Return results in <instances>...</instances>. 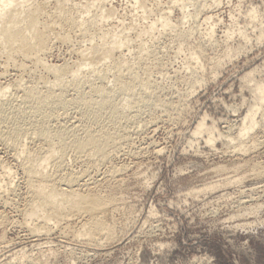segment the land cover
<instances>
[{
  "label": "rangeland",
  "instance_id": "374dc122",
  "mask_svg": "<svg viewBox=\"0 0 264 264\" xmlns=\"http://www.w3.org/2000/svg\"><path fill=\"white\" fill-rule=\"evenodd\" d=\"M182 1L191 14L201 9L202 5L205 9L200 10V16L180 21L181 11L177 5L172 4V0H71L70 3L78 6L77 9L68 3L67 8L73 7L71 9L76 17L82 16L87 21L98 22L94 25L96 28L101 26V30L114 28V31H123H120L118 39H123L125 43L127 41L128 46L113 58H118L122 53L124 61L133 64L141 57L143 62L136 67L135 76L138 81L150 80L159 89L156 101H160V106L153 109V120H150L147 111H142L134 124L126 126L127 131L125 128L124 132L129 141L126 140L118 147L114 156H111V163H93L89 175L84 174L85 179L88 178L92 184L89 187L101 195L103 193V196L113 194L111 187L119 185L115 192L118 205L115 203V208L110 211L111 216L108 214L111 217H108L109 221L119 226L118 231L112 241L103 240L101 244H88L83 238H73L71 231L80 227L76 221L67 228L62 224L58 230L49 232V235L42 233L39 240L32 241L27 229L21 227L23 223L20 212L25 206L26 201L23 200H27V195L24 190L25 180H22L24 178L18 169L19 162L13 154H17L21 147L17 146L12 151L9 146L0 144V168L2 166L1 169L5 171L11 169L12 173L8 181L1 170L0 176L3 177L0 179L4 181V186L13 182L10 185L14 187H9L15 193L7 197L5 204L0 202V213L3 212L1 215L8 222L0 226V264H264V175L261 178L251 172L254 167H264V107L257 112L256 117L257 121L261 120L262 126L255 127L248 136L259 141L256 149L241 153L237 141H230L237 137L239 122L254 102L244 77L255 72L254 78L264 81V0ZM53 2L49 0L47 5L51 13L56 11L53 6L56 3ZM85 7L90 8L89 15L84 12ZM105 9L113 12L108 20L105 18ZM252 10L256 12V19L250 17ZM206 14L212 16L213 20L209 23L203 21ZM160 17H168L171 24L176 25L175 29L167 28L164 32L157 25L149 30L147 27L156 23ZM43 19L48 20L45 17ZM210 25L214 26L212 44L207 43ZM55 30L59 38L52 40L51 51L43 56L48 66L81 65V56L88 54V48L111 42L109 38L103 39L100 36L88 41V35H83L80 30L69 33L65 39L67 42H62L60 36L64 35L63 32L59 28ZM181 30L190 33L184 43L174 35ZM227 32L230 33L229 38L226 37ZM199 48L201 56L198 54ZM193 52L200 56L198 61L192 59ZM215 59L220 60V65L213 68ZM4 60L5 57L0 55V65L3 67L0 66V85L13 87L10 86L5 99L15 97L20 101L22 88L34 85L33 88L44 91L43 84L53 82L51 74L33 65L31 61L17 57L16 62L10 63L12 65H6ZM109 63L103 61L100 65L102 70L98 66V73H95L104 76L103 83H107L108 88L113 86L112 74L115 72ZM19 64L24 65L22 69L17 68ZM88 69L85 67L84 72L89 73L91 70ZM190 73H194L193 76ZM88 76L92 79L87 77L89 81L94 83V78ZM16 83L18 87L22 85L21 88L17 87L18 91ZM189 85L194 89H190ZM87 88L85 85L84 89ZM73 95L69 89L67 97L72 98ZM200 123L204 124L205 129L214 126L221 134V137H216L213 147L205 144V132L202 136L194 135ZM26 140L27 143H24L29 150L43 144L34 136ZM67 158L66 167L69 172L79 174L85 169L82 162H75L70 156ZM111 167L126 172L122 171L118 177L116 175L117 178L111 177L107 171ZM218 168L221 172H215ZM224 178H234L239 182L222 187L220 182ZM101 180L102 183H99ZM96 183L98 187L95 189L97 185L93 184ZM82 188L80 192L86 190Z\"/></svg>",
  "mask_w": 264,
  "mask_h": 264
},
{
  "label": "bare ground",
  "instance_id": "6f19581e",
  "mask_svg": "<svg viewBox=\"0 0 264 264\" xmlns=\"http://www.w3.org/2000/svg\"><path fill=\"white\" fill-rule=\"evenodd\" d=\"M48 1L49 0H0V55L1 56L3 55V57H5L6 60L5 64L6 65L10 63L13 64V62L17 61L16 58L18 57L23 60H28L33 62L32 64L33 65L35 64V66L37 65L38 67L39 66L42 67L48 74H51L54 78L53 82L50 81V83L43 84L45 85L44 91L43 90L38 91L36 87L33 88L34 85L31 86L32 88L31 87L22 88V93H20L21 96L19 97L20 101H17L15 97L13 98L10 97V99H5V96L7 95L8 90L10 89V86L12 87V85L10 86L8 85L5 87H2L0 85V144L3 146H9L11 150L14 148H18L17 146L21 147L18 149V152L15 150L17 154L13 153L15 154L14 159H17L18 160L17 162H19L18 163L19 168L18 167L17 168L20 170V173L24 178L22 180H25L23 181L25 182L24 190L26 191V195H27V197H25L27 198V200H23L26 201V203H24L25 206L23 210L20 212L23 223L21 227L27 229L30 235L29 237L33 239L32 241H35L38 239V237H41L40 235L42 233H43L42 235H44L45 233H48L49 235V232L51 231L54 232L53 230L55 229L58 230L62 224H65L67 228L70 224L73 223V221H76L79 222L80 225V227H78L79 229L77 230L75 229L76 231L69 230V232L71 231V235L73 236V238L75 239L83 238V240L88 242V244L89 243L101 244L103 240L105 242L112 241L113 237L117 234L118 231L117 227L119 226L116 227V225L114 224L116 222L109 221L108 217L111 219L110 211L111 210L113 211V209L115 208L114 207L115 203L118 202L116 201L118 198H115V192H117L116 189H118L119 185L118 187L115 185L111 187V191L113 190L112 192H114L113 194L108 195L106 192L105 194H107V196L106 195L103 196V193L101 195L98 191L96 190L94 191L92 188H90L92 187L91 186L92 184L89 183L90 180L88 178H86L87 180L85 179L84 174L86 173L88 174L89 173L88 171H90V169L92 170L93 163L108 164V162L111 161L112 158L111 156L118 150V147L126 140H128L124 132L126 126H129V124L131 123L134 124V121L135 119H137V115H139V113H141L142 111L144 112L147 111L149 113L147 115H149L150 120H153L152 117L153 109H155V107L157 108L160 103V101L157 103L158 99L156 101L157 98L156 96L158 95L157 93L159 92V89L156 86L152 85L149 82L150 80L144 82L137 80L136 67L140 65V62H143L141 61V57H138L135 60L136 62H132L133 64H128V62L124 61L123 58L124 56L122 57L123 55L122 53L120 54L121 56L118 55V58L117 56L115 59L113 58V56L117 52H118L117 54H119L120 51L123 48H125V46H128L127 41L125 43L123 39H118L121 34L120 31L122 30L119 31L120 33L114 31V28L113 29L110 28L111 30L104 29L105 30L104 31L100 29L101 26L98 27L96 25L98 28L94 26L98 22L97 23L96 21L93 22V20L87 21V19L83 18L82 16L76 17L74 12H72L71 8L75 7L77 9L78 6L72 5L70 3L71 0H54L53 3L54 4L56 3L55 5H57V6L53 5L56 11L55 12L52 11L51 13L49 9H47ZM101 1H107V0H101ZM182 2H183L182 0H172V4L177 5L179 10L181 11L182 18L180 19V21L186 20L187 18L200 16L199 14L201 13V11L202 10L204 11L205 9V6L202 5L201 7L202 10L201 9L196 10L193 12V14H191L190 12H188V10H186ZM68 3L73 7L67 8ZM106 11L107 14L105 18H107L108 20L109 17L113 14V12L111 9L109 10L107 9ZM84 12L86 13V15H89L91 10L90 8L85 7ZM249 14L251 15L250 17L254 19L257 18L255 10H252ZM43 17L47 18L49 21L44 19L42 20ZM101 17L104 18L103 13H101ZM212 20H213L212 16L209 15L205 16L203 19L205 23L207 22L209 23ZM157 25H159L161 27L160 30H163L164 32L166 31L167 28H169V30H173L172 28L175 29L176 27V25L171 24V20L168 17L165 18L160 17L159 20L156 21V23H151L147 28L149 30H153ZM55 28L56 29L59 28V30L63 32L64 35L62 37L60 36V38L62 39L60 40L62 42L65 41L69 33H72L73 31L76 32V30H80L83 35H88L89 38L88 41L94 40L95 36H100L103 39L109 38L111 42H109L108 44L102 43L99 45L91 46L90 48H88L89 51L88 54H84L82 50L81 52L84 55L81 56L83 60V64L81 63V65L77 62L78 65H73V66L70 65L71 67H69L65 65L63 62L64 64L63 66L61 65L48 66L46 65V63H44L43 56L46 55L47 52L52 47L51 46L52 40L59 38L58 37L59 35L55 32L56 31ZM188 33L187 31L183 32L181 30L174 35L176 36V38H178L179 41H182L184 43L186 42L188 37H190ZM213 34H214V26L210 25L208 27V33H207L208 44H212L211 41ZM238 34H240V32H238ZM229 36L230 33L227 32L226 37L229 38ZM242 36L245 35L242 34ZM199 49L200 51L198 50L199 51L198 54L201 56L202 51L201 48ZM199 55L197 56L195 52L191 54L192 59L196 61H198L200 57ZM105 60L111 62V64L110 63L109 64L111 65L112 69L115 71L113 72V70L111 69L112 72L114 73L112 74L113 86L111 87L109 85L111 88L106 87L107 86L106 82H105L106 85H104L103 83L105 79L104 76L96 75L98 73L96 71L97 67L99 66L100 68V65H102V62ZM215 60H216L215 66H213V68L218 67L220 65V60L218 59ZM13 66H15V64ZM23 66L19 64L17 68L22 69ZM82 66L84 68L88 67L89 68L88 70L91 71H89V73H85L86 71L84 70V68H82ZM25 67L27 68V66ZM100 69L102 70V66ZM91 73L93 74V76L91 75ZM12 74H14V72ZM254 74L255 72H251L246 77H244L246 80V86L250 90V93L253 94L254 102L247 109L245 115L243 116V118H241L239 122L240 130L238 131L237 137L230 140L231 142L234 140L237 141L238 144L237 146L239 147L238 151L241 153L251 152V150L254 151L256 149L257 147L256 144L259 141L257 142L256 138L254 137L248 138V136L255 129V127H258L260 125L262 126L263 124V123L261 124V120H259L260 122L257 121L256 117H257V112L264 107V81L256 80L254 78ZM80 75L83 77V79H80L82 78L79 77ZM88 75L94 78L93 80L94 83L89 81L90 77ZM3 76H5L4 73ZM71 79L72 81L68 82V80ZM189 79L192 78L190 77ZM90 80L92 79L90 78ZM46 82H48V78ZM85 85L88 86L87 89H84ZM21 86L18 87L17 84L15 87L16 90L18 91L17 87L21 88ZM190 86L191 85H189V87ZM192 88L194 89L193 86H191L190 89ZM69 89H71L72 92L74 93L72 98L67 97ZM204 127H205L204 124L200 123L194 135L202 136L203 135L202 133L205 132L207 134L204 137L205 144L210 147H213L216 142V137L217 136L221 137V134H219L216 131L214 126H211L206 129ZM136 133L138 134V132ZM30 136L32 137V139L34 136L37 139V141L39 140V142L41 143L43 142V144L39 148H35V149L31 146L33 150H29V147L27 148L25 146L27 144H25L24 142L27 143L26 139L27 138L29 139ZM131 140L133 141V139ZM247 141L248 143H246ZM227 144H231V143L228 142ZM5 148L4 150H6ZM157 151L156 153L160 152ZM135 152L137 153V151ZM233 154H235V151ZM252 154L253 153H251V155ZM236 155L237 153L235 154V156ZM243 155L244 154H242V156ZM68 156L72 157L75 162H80V163L82 162L85 166V169H83V171H81L79 174L78 172L77 174H75L74 172L73 173L69 172L66 167L67 165L66 158ZM133 160H135V158ZM1 168L0 171L1 170L4 171V173L3 172L2 173L3 175L5 174L4 178L8 180L10 178V174L12 175L10 171L11 169L9 170L7 169L5 171L4 169ZM218 170L219 172H221L219 168L215 170V172ZM107 171H109L108 176L111 177L115 176V178H117L118 174H120L122 171L125 170H122L121 168L118 167H111L110 170ZM251 172L252 175L261 176L262 178V176L264 175V167L262 168L254 167V169L251 170ZM3 175L0 177L2 178ZM82 178L85 180H83ZM106 179L103 180H105V182L108 183ZM1 180L2 179H0V202L2 204H5L6 203L5 200L7 199L8 196L12 195V192L14 190L13 188L10 189L9 187L11 186L10 184H12L13 182L12 183L7 182L9 185L4 186L5 185L4 181ZM111 180L113 181V178ZM1 182H3V185L1 184ZM95 182L92 181V183ZM238 182L239 181L235 180L234 178H226V179L224 178V180L220 182L221 184L220 186L227 187L233 184H237ZM97 183L93 185L95 186L97 185ZM99 183H102V180ZM98 185L95 186V189L96 187H98ZM110 186L111 185L109 184V187ZM113 187L116 188L114 189ZM81 188L82 189L85 188L86 190L84 192H80ZM216 189L217 188H215V190ZM13 194L15 193L13 192ZM248 211L250 210L248 209ZM2 213H0L1 227L3 223L7 222V220L5 221L6 218L1 215ZM108 214L110 216H108Z\"/></svg>",
  "mask_w": 264,
  "mask_h": 264
}]
</instances>
